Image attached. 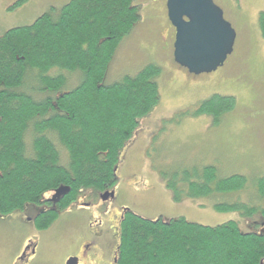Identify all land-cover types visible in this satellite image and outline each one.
Listing matches in <instances>:
<instances>
[{
    "label": "trees",
    "instance_id": "1",
    "mask_svg": "<svg viewBox=\"0 0 264 264\" xmlns=\"http://www.w3.org/2000/svg\"><path fill=\"white\" fill-rule=\"evenodd\" d=\"M134 1L69 0L0 35L1 213L60 185L71 188L65 207L83 188L103 190L117 179L121 149L160 98L155 78L161 67L154 63L103 84L118 45L141 19ZM259 24L264 37V12ZM53 66L61 71L48 74ZM77 69L82 80L63 90L64 71ZM37 89L43 96L30 93ZM236 104L233 95L214 94L194 114H213L219 122ZM247 184V176H222L214 165L175 170L168 179L177 200L240 191ZM254 185L264 198V176ZM216 207L244 216L261 211L264 218V208L248 203ZM55 216H46L40 227ZM116 258V264H264V232H243L235 220L205 225L185 217L145 218L124 208Z\"/></svg>",
    "mask_w": 264,
    "mask_h": 264
},
{
    "label": "rangeland",
    "instance_id": "2",
    "mask_svg": "<svg viewBox=\"0 0 264 264\" xmlns=\"http://www.w3.org/2000/svg\"><path fill=\"white\" fill-rule=\"evenodd\" d=\"M18 1L0 0V35L14 27L32 24L43 13L60 9L69 0H24L17 5V10L9 8ZM214 1L224 10L237 36L234 50L225 63L215 71L200 74L190 72L175 61V28L168 18L167 0L134 1L140 6L141 19L118 45L103 84H112L125 74H135L154 63L161 67L155 78L160 98L139 119L132 137L120 151L117 179L110 186L114 196L104 200L100 188H83L79 199L90 205L83 207L86 213L81 211L95 214L93 225L74 207L72 213L64 212L58 222L41 234L33 233L16 219L0 215V264H12L10 254L17 251L19 242L26 236L41 239L44 251L47 247V259L56 258L60 247L59 264L66 255L78 252V245L88 238L90 227L99 228L102 239L108 235V243L114 247L119 240L110 232L118 226L124 208L145 218L185 217L205 225L235 220L243 232H264V226L260 225L264 219L261 211L244 216L241 210L216 207L219 203L243 202L264 208V198L254 189L255 180L264 176V37L259 24L264 0ZM60 71L53 66L47 73ZM64 72L65 91L82 80L79 69ZM29 80L30 85L35 83L33 78ZM30 93L43 96L38 89ZM214 94L233 95L237 100L236 106L224 113L219 122L213 114H194ZM205 165L216 166L222 176H247L246 189L177 200L174 190L168 186L170 174ZM75 216L80 218L79 222ZM66 225L76 229H65ZM72 234L75 235L71 240L64 241ZM82 256L81 264H102L91 255Z\"/></svg>",
    "mask_w": 264,
    "mask_h": 264
},
{
    "label": "water",
    "instance_id": "3",
    "mask_svg": "<svg viewBox=\"0 0 264 264\" xmlns=\"http://www.w3.org/2000/svg\"><path fill=\"white\" fill-rule=\"evenodd\" d=\"M168 18L175 28V61L190 72H212L222 66L233 52L236 30L214 0H167ZM71 191L60 185L50 200L59 201ZM114 196L106 191L102 198ZM68 264H77L71 258Z\"/></svg>",
    "mask_w": 264,
    "mask_h": 264
},
{
    "label": "flooded vegetation",
    "instance_id": "4",
    "mask_svg": "<svg viewBox=\"0 0 264 264\" xmlns=\"http://www.w3.org/2000/svg\"><path fill=\"white\" fill-rule=\"evenodd\" d=\"M18 3L12 4L9 6L10 9L12 10H17L19 8ZM52 5V4H50ZM176 32V31H175ZM110 191L112 192L113 190L109 187L104 188L101 190V197L104 192ZM81 192V191H80ZM80 192L75 200L70 202L67 206L64 207L65 205V196L61 198L59 201H52L50 200L51 197L53 196L54 192H48L44 194L40 199L37 201L29 202L26 203L23 207L18 208L12 212L3 214L0 212V215H3L5 218H11V219H16L18 220L21 224L25 225L26 227L30 228V231H33V233L38 232L39 234L43 233L44 231L50 229L54 223L58 222L60 220L62 214L64 212L67 213H72L74 207H78V213L82 214L81 217L88 221H91V225H93V219L96 217L95 214H84L82 213L81 210H83L85 213V209L83 207H87L90 205V202L88 201H80L79 195ZM112 197V196H110ZM109 197V198H110ZM105 200V199H104ZM75 202L77 204L73 205ZM73 205V206H72ZM31 210V214H28V212ZM124 209L121 210L120 218H119V224L122 216V212ZM77 213V214H78ZM47 214L46 216H55L54 220L51 222V224L45 228L40 227V224H42L43 220L46 218V216H43ZM77 216L73 217L76 221H80V218H76ZM96 222V220H95ZM119 224L118 226L114 227V230L110 232V235H114L115 238L118 237L119 240ZM67 227V228H66ZM71 227L72 229H76V227L73 226H68L66 225L64 228L69 229ZM99 228H93L90 227V234L87 239H84L83 241L81 240L78 247L79 250L76 254L70 253L69 255H66L61 261L60 264H68V261L71 258H75L77 261V264H81L83 256H89L91 255L92 259L95 261H99L102 264H116L117 258V247L112 246L108 243V235L104 239H102V236H100V233L98 232ZM76 234V233H75ZM75 234H72L69 238L65 239L66 240H71ZM12 240V239H11ZM63 241V242H64ZM62 242V243H63ZM14 243L17 244L16 241ZM118 243V241L116 242ZM112 248V249H111ZM60 247L56 251V258L53 257V259H47L45 258L46 253H47V247L46 251H44V246L40 238H34L30 236H26L19 242V246L16 252H13L11 255L10 262L12 264H59L57 258L58 253H59ZM106 249L108 250L107 255L106 254ZM43 252H45L43 254Z\"/></svg>",
    "mask_w": 264,
    "mask_h": 264
}]
</instances>
